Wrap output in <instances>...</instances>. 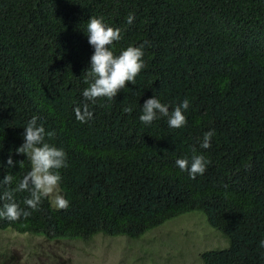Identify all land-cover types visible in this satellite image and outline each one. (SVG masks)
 <instances>
[{
	"label": "trees",
	"instance_id": "trees-1",
	"mask_svg": "<svg viewBox=\"0 0 264 264\" xmlns=\"http://www.w3.org/2000/svg\"><path fill=\"white\" fill-rule=\"evenodd\" d=\"M93 16L121 29L115 54L144 46L146 68L111 101L82 95ZM154 95L173 108L187 98V124H142V105ZM78 108L90 118L77 119ZM34 116L67 153L60 189L70 205L56 209L45 198L28 217L0 219L1 230L138 239L202 211L228 242L202 253L204 264H264V0H0V161L22 160L0 166V179L14 177L0 192L30 170L15 149ZM194 151L211 163L192 179L175 161ZM28 196L17 192L16 202L27 208Z\"/></svg>",
	"mask_w": 264,
	"mask_h": 264
},
{
	"label": "clouds",
	"instance_id": "clouds-1",
	"mask_svg": "<svg viewBox=\"0 0 264 264\" xmlns=\"http://www.w3.org/2000/svg\"><path fill=\"white\" fill-rule=\"evenodd\" d=\"M135 20V14L127 16V23L131 25ZM86 35L88 43L94 51L90 58V65L84 76V82L88 84L83 90V97L88 101L106 97L114 100L121 89L126 88V82L136 84L137 75L146 68L144 46L129 45L119 54L113 51L114 42L122 39L119 27L109 26L103 17H90L87 23ZM190 101L185 98L174 108L164 103L155 95L146 99L141 108L139 120L149 126L155 120L167 117L168 127L181 128L187 124L185 112L189 109ZM125 113L133 111L131 106L124 107ZM77 119L84 121L91 113L81 115L80 109H76ZM55 130H46L45 125L38 123V117L34 116L24 126L23 143L15 149L16 153L24 154L30 161V170L10 189L0 192V201H4L0 207V219L17 221L22 216L28 217L31 213L27 209L36 211L43 199L54 197L51 201L56 209H67L70 201L60 193L62 180L60 169L68 167L67 153L62 147L48 141L55 137ZM215 130L210 129L204 133L201 146L205 149L211 147L212 137ZM47 138V139H46ZM181 171H186L190 178L203 175L211 163L203 154H194L178 158L175 161ZM16 164L22 165L21 161H15L10 154L6 164L0 161V166L13 168ZM14 177L6 174L0 179V187L11 185ZM17 192H28L23 203L27 208H22L15 199ZM260 247H264V239H261Z\"/></svg>",
	"mask_w": 264,
	"mask_h": 264
},
{
	"label": "rangeland",
	"instance_id": "rangeland-1",
	"mask_svg": "<svg viewBox=\"0 0 264 264\" xmlns=\"http://www.w3.org/2000/svg\"><path fill=\"white\" fill-rule=\"evenodd\" d=\"M227 246L202 211H191L138 239L101 233L89 240L48 239L0 229V264H204L202 253Z\"/></svg>",
	"mask_w": 264,
	"mask_h": 264
}]
</instances>
